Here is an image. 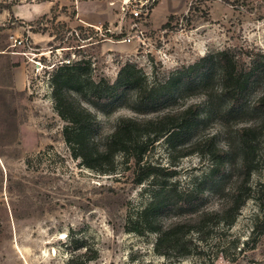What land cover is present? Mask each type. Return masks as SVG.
Returning <instances> with one entry per match:
<instances>
[{
    "label": "rangeland",
    "instance_id": "obj_1",
    "mask_svg": "<svg viewBox=\"0 0 264 264\" xmlns=\"http://www.w3.org/2000/svg\"><path fill=\"white\" fill-rule=\"evenodd\" d=\"M108 33L122 36L115 40ZM224 48L244 61L264 54V0H0V264H264V214L252 196L233 224L213 225L203 240L193 235L197 252L184 257L157 254L154 233L127 231L128 218L151 199L155 186L134 185L132 169L120 155L113 174L73 158L61 135L66 122L51 95L52 75L69 60L90 63L87 81L113 82L124 64L133 63L147 84H158L181 66ZM217 86L213 77L179 93L172 104L203 101L206 94L217 95ZM261 86L254 85L246 106ZM80 98L96 114L99 135L119 116L159 113L135 111L131 92L114 105L98 107L85 90ZM191 134L185 142L215 134L236 172L241 150L235 128L205 122ZM252 151L257 167L249 184L252 194L264 195V132ZM144 160L172 164L175 174L164 177L162 185L178 191L191 187L211 165L196 152L171 158L164 138ZM231 180L227 175L195 206L173 211L166 221L195 208H218Z\"/></svg>",
    "mask_w": 264,
    "mask_h": 264
},
{
    "label": "trees",
    "instance_id": "obj_2",
    "mask_svg": "<svg viewBox=\"0 0 264 264\" xmlns=\"http://www.w3.org/2000/svg\"><path fill=\"white\" fill-rule=\"evenodd\" d=\"M44 17L46 13L37 20ZM170 19L163 24L164 27L169 25ZM28 24L31 26L32 22ZM108 35L115 40L122 36ZM70 62H63L52 75L51 95L55 109L66 122L61 135L72 157L79 158L85 167L99 173L113 174L116 156L120 155L132 169L134 185L148 181L155 186L151 199L128 218L125 224L127 231L154 233L157 254L184 257L197 252L198 244L193 243V235L196 234L198 241L203 240L213 225L233 224L242 205L251 196L257 200L264 214V195L257 191L252 194L249 184L251 173L257 167L252 145L264 132V54L259 53L244 61L232 48L212 50L195 63L181 66L158 84H147L145 75L133 63L124 64L113 82H96L87 81L88 61L78 59ZM213 77L218 80L217 95L206 94L200 102L172 104L179 93L191 87L204 86ZM257 83L262 84V88L246 106L245 100ZM84 90L96 107L100 103L114 105L126 92H131L135 111L159 113L146 118L119 116L110 131L99 135L96 114L81 102L80 95ZM118 105L123 106V103ZM250 111L256 114L252 120L245 117ZM213 121L222 128H235L237 132L241 160L236 172L231 169L230 152L218 144L215 134L196 136L185 142V138L192 135L198 126ZM161 138L165 139L171 158L174 153L176 157H184L196 152L211 161L207 172L184 191L162 185L164 177L175 174V170L170 168L172 164L164 167L144 160L149 149ZM227 175L232 180L225 188L226 194L218 208H195L184 218L166 221L173 211L195 206L207 189L213 192Z\"/></svg>",
    "mask_w": 264,
    "mask_h": 264
},
{
    "label": "built area",
    "instance_id": "obj_3",
    "mask_svg": "<svg viewBox=\"0 0 264 264\" xmlns=\"http://www.w3.org/2000/svg\"><path fill=\"white\" fill-rule=\"evenodd\" d=\"M133 15L134 16H138V12L137 11H134L133 12ZM125 41L130 42L131 41V37L130 36H127L126 39H125ZM14 42L15 43L17 42L18 44L21 43V41L20 40H17V39H14Z\"/></svg>",
    "mask_w": 264,
    "mask_h": 264
},
{
    "label": "crops",
    "instance_id": "obj_4",
    "mask_svg": "<svg viewBox=\"0 0 264 264\" xmlns=\"http://www.w3.org/2000/svg\"><path fill=\"white\" fill-rule=\"evenodd\" d=\"M78 13H79V4H78Z\"/></svg>",
    "mask_w": 264,
    "mask_h": 264
}]
</instances>
